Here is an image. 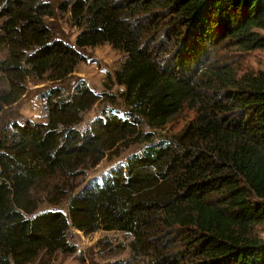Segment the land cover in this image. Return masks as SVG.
Here are the masks:
<instances>
[{
	"label": "trees",
	"instance_id": "16d2710c",
	"mask_svg": "<svg viewBox=\"0 0 264 264\" xmlns=\"http://www.w3.org/2000/svg\"><path fill=\"white\" fill-rule=\"evenodd\" d=\"M105 45L124 57L96 94L74 72ZM258 49L264 0H0V115L48 84L45 123L0 124V264L74 254L71 230L123 235L115 264H264V70L243 67ZM135 146L65 192V211H39L43 182Z\"/></svg>",
	"mask_w": 264,
	"mask_h": 264
},
{
	"label": "rangeland",
	"instance_id": "374dc122",
	"mask_svg": "<svg viewBox=\"0 0 264 264\" xmlns=\"http://www.w3.org/2000/svg\"><path fill=\"white\" fill-rule=\"evenodd\" d=\"M68 14L56 11L54 18L47 19L53 32L60 34L69 42L73 43L78 30L68 23ZM85 62H81L74 76L85 81L87 86L96 94L103 91L102 82L107 74H113L119 70L123 55L114 52L110 46H100L86 49ZM243 67L248 70H264V51L255 50L244 56ZM68 83H66V86ZM48 86L47 82L27 85V94L14 106L6 109L0 115V124L11 121L30 120L35 123H45L46 118L43 110V102L38 98L39 91ZM94 113L89 115L92 118ZM193 118V112L185 109L179 116L169 122L164 134L177 133L186 122ZM135 146L117 155H111L100 162L98 166L75 181L55 178L43 182L34 194L39 198V211L63 210L65 211V192L82 188L90 179L105 175L111 168L119 166L126 157L138 150ZM258 234L264 237V227L258 228ZM70 239L76 247L74 254L55 253L53 255L41 254L32 264H115L126 260L129 252L126 249V238L115 232H96L85 235L79 231L71 230Z\"/></svg>",
	"mask_w": 264,
	"mask_h": 264
}]
</instances>
